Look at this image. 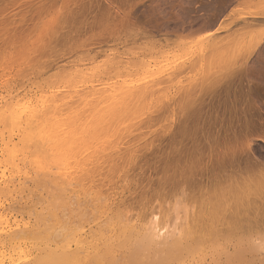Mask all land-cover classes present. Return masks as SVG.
<instances>
[{"label": "rangeland", "instance_id": "obj_1", "mask_svg": "<svg viewBox=\"0 0 264 264\" xmlns=\"http://www.w3.org/2000/svg\"><path fill=\"white\" fill-rule=\"evenodd\" d=\"M99 4L100 0H96L94 10L92 7L93 0H0V46H10L6 59L0 53V110L3 108V111L0 112L1 114L7 113L9 118V113L15 117L14 120L11 118L14 125V128L10 129L13 131H11L12 133L8 130H5L6 133L4 132L5 124L9 123L10 119H6L8 121L6 123L2 119L4 116L0 118V121L5 122V124L2 121L3 124L0 123V129L3 128V131H0L1 162L4 161L2 155L6 146L15 145L16 148L19 147L22 150L17 148V151L15 149L19 155L15 156L16 153L11 154L13 150L11 148L10 158L6 157L12 159V155V160L19 157L18 160L16 159L19 163L17 167L20 166L21 168L18 169L19 172L9 166L10 168H6V175L0 176V186H2L0 189L3 191V193L0 191V264H44V262L49 264L52 259L51 256L48 257L50 260L47 257H37L45 255L43 252L48 250L45 245L49 244L56 249V243L60 245V248L57 246V251L53 249L59 253V255L53 256L52 262L54 264L55 260L56 264L59 263L57 259L60 264L66 259L64 262H67L66 264H79V261L87 262L90 260L89 258L92 259L89 256L94 257L93 254L95 252L97 254L98 250V254H102L101 252L104 250L107 251L106 247L102 245L109 247V245L114 244L113 251L109 249L112 252L109 251L107 257L103 255L106 261L100 255L105 261L104 264L106 262L111 264L112 257L115 258L114 254L117 251L116 246L119 243L120 247L123 246L124 243L122 244V242L128 238L130 241H126L125 244L129 247L131 241H134L131 238H134L135 233L138 235L137 233L145 232L144 228L143 230L137 228L143 227L144 223L143 219H139L140 212H137L143 206L142 201L145 202L148 197L153 195L151 204L155 205L154 214L160 215L161 211H165L172 215H180L177 220L169 222L162 236L166 237L167 235L168 237V234L170 236V233L172 235L175 232L179 234L177 231L180 230L178 229L180 227H176L178 224L181 225V228L187 222L193 226L192 215L200 211V193L203 186L205 188H208L209 185L212 187V182L214 183L217 178L215 175L225 171L221 176L219 175L220 177L218 176L220 179L225 173H227L226 176L231 172L233 167L229 165V159L233 156L232 159L237 160L235 162L240 160L243 165L249 163L246 158L238 157L235 153L229 156L222 152V143L229 137L236 138L240 134L246 135L254 130L258 134L259 129L264 128V109L260 107L259 92L254 91V87L259 89L260 85L254 86L253 82L246 76L235 75L229 71L242 56L250 59L253 54H256L257 61L264 59V49L260 48L262 41H264V0H219L218 5H213L211 8L198 7L190 3L185 4L184 0H175L174 3L173 0H157L156 11L164 20V24L158 25L162 39L139 31L125 37L113 38L110 34L105 35V31L96 23L97 15H105L100 11ZM144 14L145 12L142 10L140 15ZM202 20L204 22L200 23ZM60 22H62L61 25ZM49 26L58 27L60 33H68L78 39L75 40V43L66 44L55 51L49 48L48 55L37 56L35 51L42 45V38ZM205 28L211 35L204 31ZM17 41L21 42L22 47L31 50L29 55L25 56L15 50ZM80 42L83 45L80 46ZM55 104L57 109L52 108ZM50 107L49 111L45 110ZM32 109H35L34 112ZM10 123L9 128L13 127ZM26 126L28 129L29 127L30 129L37 127L34 130H38L35 132L32 131V128V136L30 134L27 139L26 137L21 139L24 138L23 131L25 133V130H28L25 129ZM27 145L42 147L44 150L39 157L49 163L67 160L66 162L72 166L73 163L71 162L74 160L76 162L74 165L77 164V160L81 165L86 158L94 159L97 167H94L95 164L92 163L90 168L93 169L94 167L93 171L97 168V172L94 171V174L101 175L92 174L91 179L95 176L94 182H90L93 180H86L85 182L91 184L84 185L85 188L78 183L81 187L77 186L79 188L75 190L73 188L76 187L74 185L77 183H74L75 181L71 183L68 177L71 178L73 174L78 173L80 168L77 166L79 165H73L78 168L75 169V171L77 170L76 173L73 166H68L70 171L73 169L71 175H68L70 172H68L67 167L61 174L60 171L57 173L58 170L53 166V170H57V172L52 173L54 175L50 177L57 176L59 178L60 176L61 181L58 180V183H53L56 185H51L52 183L49 181L47 184L45 182L39 183L41 181L36 177V174L32 177L27 175L29 171L27 169L28 160L35 158V156H28L29 153L25 150ZM100 151L107 152L101 154ZM257 151L264 153V143L258 146ZM25 158L28 166L24 165L26 164ZM20 160L22 162H19ZM97 160L99 162H96ZM221 161L224 163L220 165ZM255 161L263 163L264 166V162L258 156ZM2 164L0 166L4 168ZM86 167L85 169H87ZM98 168H100V173ZM1 169L0 175H2ZM102 170H105L104 173ZM12 171L18 173L15 175ZM9 174L17 176L14 177V181L12 180L14 178ZM108 174L111 175L109 179ZM213 175L214 177H212ZM19 176L21 177L19 178ZM50 177H47V180H52ZM65 177L68 181H65ZM8 178L11 180L10 182L6 180ZM159 179L161 182L163 181V188L160 186L162 183ZM60 183L65 188L71 183L66 188L67 193L63 194L64 190H62ZM48 184L51 186H46ZM3 185L5 186L4 189ZM56 186L61 187L58 188L61 189V192L63 191L62 193L59 192L61 194H56L58 192L54 190L57 188ZM89 186H92L94 190L97 188V195L101 200L109 199L105 201L109 204L104 202L105 205H108L107 208L101 204L103 201L98 204L99 198L96 200L97 196L95 194V198L93 194L96 192L90 191ZM42 187L45 188L42 189ZM82 187L84 188L83 194L81 193ZM210 187L208 189H211ZM68 188L73 190L69 192ZM86 188L88 193H86ZM76 191L79 194L75 198L80 197L81 203L90 206L87 207L88 212L86 214L84 213L86 207L73 199V194L76 196ZM99 191H102L103 194ZM211 192L214 193L211 190L209 194L215 197L216 195H212ZM50 193H55L56 195H52V198L57 199L56 196L67 194L65 198L59 196L63 199V204L66 202V207L71 208L73 204L71 200L73 199L76 207L73 204L72 209L66 208V210L69 208V211L58 210L57 207H52L55 205L53 204L47 209L48 202L55 200L52 198L50 201L47 200L49 199L48 196L51 197ZM108 193L110 194L108 195ZM68 194H71L70 197H72L70 201ZM87 194H89V200L94 197L96 203L104 208L101 206L103 209H100L97 204L94 205L92 199V201L90 200L91 204H89ZM100 194L102 195L100 196ZM192 195L194 199L196 198L195 201ZM191 196L190 202L187 199H190L188 197ZM41 199H44L46 203ZM57 199L56 202L61 201V199ZM86 199L88 203L85 202ZM51 202L54 203V201ZM68 203L72 204L69 205ZM58 204L61 205L62 203H56L55 206ZM92 204L93 207L96 205L98 207L96 206L94 209L91 207ZM77 206L83 208V215H86L85 218L78 216L80 220L83 219L84 224L77 220V214H74L73 211V214L70 212V210L77 209ZM105 208L106 210H104ZM49 209L50 212L56 211V209L59 212L56 211L51 214ZM88 209L97 211L91 210V212ZM80 210L74 211L81 215ZM117 210L123 211L120 213V215L124 214L125 217L121 216L123 219L127 216L131 218L130 220L126 218L129 220L128 223L134 224L136 222L135 227L138 229L137 231L140 229V232H137L136 228L135 230L132 229L133 231H130L131 237L129 230L134 225L131 226L132 224L129 223L130 225H126V227L131 226L128 227L129 230L125 236L127 238L122 240L121 237L124 238V235L118 238L119 228L124 223L127 224V221L126 219L122 220L125 221H121L123 224L118 222L119 220L114 222L117 216L120 217L118 215L120 211L116 212ZM196 210L197 212H195ZM113 213L116 218H114L115 216L112 218ZM91 214L98 215L95 217L97 220L105 218L106 222L104 223L106 224L110 221L107 216H111L116 225H112L113 223L110 221L111 223L109 222L107 227L111 224L114 230L110 229L109 233L108 229L112 226L104 228V223L101 222V225L100 221L90 216ZM55 215L61 219H57ZM43 216L44 218L48 216V219L45 218L48 223H51L50 216H55L56 220L54 218L51 220L53 226H48V223L43 221ZM86 218L91 220L86 221ZM54 220L59 223H55ZM61 220L63 221L60 223ZM96 221L100 224L99 227ZM77 222L83 225L79 224V230L76 234ZM64 223L68 224L69 230L65 229L62 232L64 236L65 233H68L70 237L65 236L66 239L64 240H67L66 243L64 242L65 244L59 242L54 244V240L56 238L58 240L59 235L55 236L54 239L53 234L48 238L49 236L47 237L45 233L50 232L49 234H51L52 231L60 233L61 230L67 228V226H63ZM69 223L76 225L70 227ZM118 224L122 226L119 227ZM74 226L75 228H73ZM175 228L178 230L176 231ZM18 230L26 235L24 234L25 236H22L21 239L19 237L14 240L13 238L18 236L17 234H21ZM103 231L109 236L104 235ZM12 232L15 233V236L11 235ZM101 233L107 237H101ZM111 235L117 241L111 240ZM194 235L198 238L196 239L198 243L196 240L193 241L196 247L191 244L193 248L195 247L194 249L188 246L189 252H186V249L183 251L179 249L178 252L181 250L180 253L174 251L176 256L172 253V255H168L169 257L167 256L168 253L164 252L167 259L165 257L162 261L160 260L161 257L158 256L160 253L158 255L155 253L159 259L154 257L153 244H151L152 246L149 245L150 250L153 249L150 253L146 247L138 250L139 253L136 252L138 245L141 249L143 243L150 244L146 240L141 244L136 242V247L134 242L132 247L134 246L136 256L141 254L142 257H146L147 253L148 255L152 254L147 256L149 259L152 256L155 260L146 258L149 260L147 261L148 264H229V260H231V264H234L233 259H229L230 253L227 255L230 256L229 258L225 255L226 252L225 254L221 253L223 250L228 251L225 240L217 238L219 239L218 242L216 243L217 239H214L212 241L214 243H212L210 241L211 234H205L206 236L203 237L202 234V236L200 234L198 236L197 233H193L191 237L193 238ZM64 236L62 238H65ZM78 236V239L82 236L81 242L82 244L86 243L85 245H82L80 240H78L79 242L76 240ZM84 236H87L88 239ZM165 237L161 239H165ZM84 238L86 242H84ZM203 238L205 241L207 240V243L210 238V245L206 243L207 246H205ZM46 239L48 242L52 241L49 239H53V242L45 243L47 242ZM104 239H107L108 243ZM75 241L81 245L78 246L79 244L77 245ZM87 242L91 244H89L90 249ZM101 242L102 244H99ZM214 244L215 246L219 245L214 247ZM62 245L64 246L62 247ZM253 246L259 250V252L257 251V259L253 264L264 261V240H258ZM71 247L75 250L69 249ZM82 247H86L85 253H83L85 248ZM128 247L118 251L128 253L131 250L134 252L130 249L132 247ZM39 248L44 250L41 252ZM80 248L84 250L81 251ZM62 249H69L68 251L72 252V254H67L69 259L64 256L66 254L62 253ZM114 249L116 250L114 251ZM88 250H92V252ZM110 252L111 255H109ZM131 252L129 253L132 254ZM36 254L39 255L36 257ZM40 258L42 261L47 259L48 262L45 260L42 263ZM83 258L84 260H82ZM102 259L101 262H103ZM147 262L145 260V264Z\"/></svg>", "mask_w": 264, "mask_h": 264}, {"label": "bare ground", "instance_id": "obj_2", "mask_svg": "<svg viewBox=\"0 0 264 264\" xmlns=\"http://www.w3.org/2000/svg\"><path fill=\"white\" fill-rule=\"evenodd\" d=\"M43 9V8H42ZM45 10V9H44ZM42 12V11H41ZM37 14V13H36ZM64 22V21H63ZM61 23L62 22H60V25H61ZM59 24V23H58ZM84 24V23H83ZM64 27V26H63ZM99 36V35H98ZM76 45H77V43H76ZM80 46L81 45H83L81 42H80V44H79ZM75 46V45H74ZM78 46V45H77ZM94 55V54H93ZM92 57V56H91ZM49 106H54V105H49ZM54 107H56V108H54ZM54 107H52L53 109H57V106H56V104H55V106ZM35 108V107H34ZM39 108V107H38ZM37 108V109H38ZM3 108H1V110H2ZM51 109V107L49 108V109H45V110H50ZM52 109V110H53ZM0 110V111H1ZM5 110V109H4ZM34 110L35 109H32V111L34 112ZM44 110V109H43ZM51 110V111H52ZM3 111V110H2ZM1 111V112H2ZM1 112H0V118H2L3 116V118L2 119H4V121L7 123L8 121H6V119H8L9 117H7V113H2L1 114ZM37 112V111H36ZM35 112V113H36ZM39 112V111H38ZM37 112V113H38ZM54 112V111H53ZM10 115V121H9V123L12 121L11 120V118H13V120L15 119V117H14V115L12 116V114L11 113H9ZM2 116V117H1ZM16 116V115H15ZM8 119V120H9ZM2 121V120H1ZM0 121V123L1 124H5V122H1ZM9 123H7V124H5V127L7 128H5L4 126V132H5V130L7 131L8 130V132H11L12 130H10V129H13L14 128V125L12 124L13 122H11L10 124H12L13 125V127H11V125H10V127L11 128H9ZM8 125V126H7ZM25 128V127H24ZM24 128H22V129H24ZM33 127H31V129H32ZM35 128V127H34ZM34 128L32 129V131H35L34 130ZM37 128V127H36ZM35 128V129H36ZM25 129H28L27 128V126H26V128ZM29 129H30V127H29ZM25 130V133H24V131H23V133L22 134H24L23 135V137L24 138H21V139H25V137H26V139L28 138V137H30V136H32V131H31V129L30 130ZM3 131V128L2 129H0V131ZM10 130V131H9ZM21 130V129H20ZM38 130V129H37ZM37 130L35 131V132H37ZM4 132H2V133H4ZM13 132V131H12ZM11 132V133H12ZM6 133V132H5ZM32 133V134H31ZM31 134V135H30ZM26 135V136H25ZM30 135V136H29ZM17 146V145H16ZM15 145H13L12 147H8V146H6V148H4V150H3V159H4V161H2L1 162V160H0V164L1 163H3L2 165L4 166V168H2L1 166V172H2V175H0V176H4L3 174H5V172H6V168H8L9 166H11L12 168H14V169H17L16 171H18V169H21L20 168V166L19 167H17L18 165H19V163L16 161V159L18 160V158H16V159H14V160H12L13 159V157H12V155H11V158L12 159H8V158H10V153H11V148H13V150H17V148L18 149H20L19 147H15ZM112 148L114 147V146H111ZM110 148V147H109ZM116 148V147H115ZM119 149V148H118ZM13 150H12V153L11 154H13V153H16L15 154V156H19V155H17V151L15 150L14 152H13ZM21 150V149H20ZM25 150H26V152L27 153H29L28 154V156L29 155H31L32 157L33 156H35V158L33 157V159H30V160H28L29 162V166L27 165L28 163H27V161H26V158H25V161H26V164H24V163H22V164H24V165H26V166H28V172L25 170V172H27V175L29 176V177H32V175H34V174H36V177L38 178V179H40V181L41 182H39V183H43V182H45V184H47V182L49 181L50 183H52L51 185H56V184H53V183H58V180L59 181H61V177L59 176V178H57V176H55V177H50V176H52V175H54L55 174V172H57V170H58V172L57 173H59V171L61 172V174H62V172H64V169H66V167H67V169H68V172H70V173H68V175H71V171L73 170H69L70 168H68V166L69 167H72L76 162H75V160L73 161V162H71V163H73L72 164V166H71V164H69L68 162H66L67 160H57V161H53L52 163H49V162H46V160H43L42 158H40L39 156H40V153H42L43 152V150L44 149H42V147H39V146H31V145H27L26 147H25ZM110 150V149H109ZM108 150V151H109ZM22 151V150H21ZM20 151V152H21ZM114 151H116V150H114ZM101 152V154L103 153V152H107V151H100ZM118 152V151H117ZM180 152V151H179ZM19 153V152H18ZM122 153V152H121ZM174 153V152H173ZM169 154V153H168ZM220 154V153H219ZM8 155V156H7ZM42 155V154H41ZM107 155V154H106ZM116 155V154H115ZM118 155V154H117ZM1 156V157H2ZM26 156V155H25ZM5 157V158H4ZM6 157H8V158H6ZM27 157V156H26ZM30 157V156H29ZM42 157V156H41ZM99 157V156H98ZM111 157V156H110ZM233 157V156H232ZM232 157H231V159H229V161H228V163H229V165L231 166V167H233V169L231 170V172H229L228 173V175H226L225 176V174H227V173H225L223 176H225L224 178H223V176H222V178H220V179H218L220 176H221V174H223V173H221V174H219V175H215V177L217 176V178L215 179L216 181L213 183L212 181V187H210V185H209V187L211 188V189H208V188H205L204 186H203V188L201 189L202 191H201V197H200V211H198V213H193V215H192V223H193V226L192 225H189V223L187 222L186 224H183L182 222H181V224H183L182 225V228H181V225H177L176 227H180V228H178V229H180L179 231H177L178 229L177 228H175L176 229V231L177 232H179V234H176V232L174 233V231L172 232V233H174V234H172L171 235V233H170V236H169V234H168V237H167V235H166V237L163 235L162 236V234L164 233V231H165V228H167V226H168V224H169V222H171L172 220H177L179 217H180V215H172L170 212H165V211H161V213L163 212V214H161L160 213V215H157L156 213L154 214V208H155V205L153 206L151 203H152V197L154 196H150V197H148L147 199H146V201L145 202H143L142 201V205L143 206H141V204H140V206H141V210L140 211H138L137 213H139V219H143L144 221V223H143V227L142 226H139V227H137V228H142L141 230H143V228L145 229V232L143 231V233H141L140 232V229H139V231H137L138 229L135 227V225H137V224H135L136 222H134V220H132V222H134V224H132L131 222H129V223H131L132 225L131 226H133L132 228H131V230H129V228L131 227H129V226H127L126 227V225H128L129 223H128V221L131 219L130 217H126L127 219L129 218V220H127L126 218V223L127 224H123L122 222H125V221H122V220H125V219H123V217H121V216H124V214L122 215H120V213L121 212H123L122 210L120 211V210H117L116 212H118V211H120L119 212V214L118 215H120V217L119 216H117V218H116V216L114 215V213H115V211H114V213H113V216H112V218L114 217V218H116L115 220H114V222H116V221H118V222H121V224H123V226L122 227H120V225L118 224L117 226H119L120 228V230H119V233L117 232V230H116V227H115V230H116V234L118 235V238H120V236H123L124 235V238L123 237H121L122 238V240L124 239L125 240V238H127V237H125L126 236V234H127V231L129 230V234L131 235V237H132V233H130V231H133V230H135V228H136V231L137 232H140V233H137L138 235H136V233H135V235H134V238H131V240H133L134 239V241L132 242L131 241V244H130V246L129 247H132V245H133V243L135 242V244H134V246L136 247V245L137 244H141V242H144L145 240L147 241V242H149L150 244H148V243H143L142 244V247H141V249H139L140 247H136V252L138 251V250H142L144 247H146L148 250H149V252L148 253H150V251H152V250H150V246L149 245H151V244H153V248H154V251H153V255H155V253H157L156 255H158V253H160L158 256L159 257H161L160 258V260L162 261V259L163 258H165L166 257V259H167V256L169 255V254H171L172 255V253L175 251V253H180L181 252V250L183 251V249H186L187 251L186 252H189V250H188V246H190V247H192L194 244H193V241L194 240H196V239H198V238H196L195 237V235L193 236V238L191 237L192 235H193V233H197L198 234V236H199V234L201 235H203V237H204V235L206 234H211L212 235V238L210 239V241L212 242L214 239H217V238H219V239H223V240H225V243H227V244H225L226 245V248H224V249H226V250H228V251H224L223 250V247H222V250L223 251H221V253L223 252L224 254H225V252L227 253V254H225L226 256L227 255H229L228 253H230V255H231V257L229 258L228 256V258L229 259H233V261H234V264H253V263H255L254 261H255V259H257L256 258V256L258 255V252H259V250H257V249H255V248H253L254 246V244L255 243H257L258 242V240H261V241H263L264 240V175H261V169H262V167H264L261 163H259L258 161L256 162H253L254 164H255V167L253 168V166H252V163H244V165L242 164L243 162L241 161L240 162V160L238 161V162H235V160L236 159H232ZM103 158V157H102ZM180 158V157H179ZM234 158H236V157H234ZM2 159V158H1ZM23 159V158H22ZM96 159V158H95ZM224 159V158H223ZM226 160V159H225ZM78 161L79 160H77V164L76 165H79V166H77V167H79L80 169H79V171H78V173L76 174V175H74L73 173V175H72V177L71 178H69L68 177V179H69V181L72 183V181L74 182V183H77L76 185H74V186H76L75 188H73V189H77V188H79V187H81L82 185H83V187H84V185L86 186V184H87V186L88 185H90L89 184V182L87 183V182H85L86 180L87 181H89V180H93V181H90V182H94L95 180V176L93 177V179H91V176H93L92 174H94V171H96L97 172V168H95V170L93 171V169H94V167L96 166V163H94V159L92 160L91 158H86L85 160H83V163L80 165L79 163H78ZM111 161V160H110ZM113 161V160H112ZM237 161V160H236ZM245 161V160H244ZM248 161V160H247ZM19 162H22L21 160L19 161ZM24 162V161H23ZM80 162H81V160H80ZM96 162H99L98 160L96 161ZM104 162V161H103ZM103 162H102V164H103ZM115 162V161H114ZM246 162V161H245ZM92 163H94L95 165H93ZM105 163V162H104ZM116 163V162H115ZM222 163H224V161H221L219 164L221 165ZM108 164V163H107ZM117 164H118V162H117ZM218 164V165H219ZM23 165V166H24ZM76 165H74V166H76ZM91 165H93L94 167H93V169L92 168H90L91 167ZM100 165V164H99ZM110 165V164H109ZM119 165V164H118ZM262 165V166H261ZM22 166V167H23ZM53 166H54V168H56L57 170L55 171V170H53L54 168H53ZM73 166V167H74ZM84 166V167H83ZM86 166H88V167H86ZM103 166H105V165H103ZM224 166V165H223ZM85 167L87 168V169H85ZM97 167V166H96ZM100 167V166H99ZM102 167V166H101ZM116 167V166H115ZM167 167V166H166ZM225 167V166H224ZM227 167V166H226ZM10 168V167H9ZM26 169V168H25ZM61 169V170H60ZM75 169H78V168H76V167H74V172L76 173V171H75ZM99 169V173H100V168H98ZM101 169H103V167L101 168ZM104 169H106V168H104ZM111 170H112V167L110 168ZM109 169V170H110ZM114 169V168H113ZM214 169V168H213ZM11 170V169H10ZM13 170V169H12ZM63 170V171H62ZM91 170H92V172H91ZM229 170V169H228ZM14 171V170H13ZM12 171V172H13ZM15 171V172H16ZM21 171V170H20ZM103 171V170H102ZM101 171V172H102ZM105 171V170H104ZM104 171H103V173H104ZM11 172V171H10ZM19 172V171H18ZM18 172H16V173H18ZM23 172V171H22ZM21 172V173H22ZM73 172V171H72ZM216 172V171H215ZM220 172V171H219ZM16 173H14L13 172V174H15L16 175ZM20 173V174H21ZM52 173H54V174H52ZM65 173L67 174V172L65 171ZM64 173V174H65ZM217 173V172H216ZM24 174H26V173H24ZM218 174V173H217ZM6 175V174H5ZM10 175V174H9ZM67 175V176H68ZM94 175H98V173L96 174H94ZM101 175V174H100ZM100 175H98V176H100ZM106 175V174H105ZM109 176H107L108 177V179H109V177L111 176L110 174H108ZM12 178H14L15 176L13 175H10ZM22 176V175H21ZM21 176H19V178L21 177ZM219 176V177H218ZM9 177V176H8ZM17 177V176H16ZM15 177V178H16ZM24 177H27V176H25L24 175ZM47 177H50L52 180H47ZM106 177V178H107ZM170 177V176H169ZM212 177H214V175L212 176ZM5 178V177H4ZM15 178L14 179H12L13 181L15 180ZM49 178V179H50ZM65 179V181H68V179L65 177L64 178ZM67 179V180H66ZM89 179V180H88ZM100 179V178H99ZM98 179V180H99ZM104 179V178H103ZM107 179V180H108ZM6 180H9V178L8 179H6ZM33 180V179H32ZM62 180H63V178H62ZM160 180V182H161V179H159ZM164 180H166V179H164ZM213 180H214V178H213ZM11 180H9V182H10ZM38 181V180H37ZM103 181V180H102ZM104 181H106L105 179H104ZM169 181H170V179H169ZM101 182V181H100ZM163 182V181H162ZM161 182V183H162ZM166 182H168V181H166ZM1 183V182H0ZM7 183V182H6ZM65 183V182H64ZM69 183V182H68ZM67 183V184H68ZM71 183H70V185H71ZM78 183H80L81 184V186L80 185H78ZM85 183V184H84ZM164 183H165V181H164ZM11 184V183H10ZM61 184V183H60ZM211 184V183H210ZM1 185V184H0ZM5 185V184H4ZM3 185V186H4ZM40 185H43V184H40ZM50 184H48V185H46V186H49ZM50 185V186H51ZM59 185V184H58ZM64 185H66V184H64ZM70 185H68L67 187H69ZM160 185V184H159ZM214 185V186H213ZM63 186V184H61V187ZM73 186V187H74ZM77 186H79V187H77ZM92 186H94L93 185V183H92ZM90 187V191H93L94 189H93V187ZM98 186V185H97ZM161 187L163 186V183L160 185ZM8 188H9V186H7ZM41 187V186H40ZM53 187V186H52ZM57 187V186H56ZM55 187V188H56ZM61 187H57L56 189H54L55 190V192L56 191H58L56 194L58 195V194H61L62 192H61V189H58V188H61ZM66 187V188H67ZM82 187V194H83V191H84V188ZM88 187V188H89ZM0 188L2 189V186H0ZM5 188V186L3 187V189ZM7 188V189H8ZM43 188H45V187H42V189ZM50 188V187H49ZM64 188V189H63ZM66 188H65V186L64 187H62V190H64V192H63V194L66 192L67 193V191H66ZM71 188H72V186H71ZM163 188V187H162ZM214 190H213V189ZM0 189V191H2ZM7 189H5L6 190V192H7ZM47 190H49L48 188H46ZM45 189V190H46ZM72 189V190H73ZM92 189V190H91ZM97 188H95V190H96ZM99 189H100V187H99ZM46 190V191H47ZM70 190L71 189H69L68 188V191L70 192ZM71 190V191H72ZM86 190H87V188H86ZM93 191V192H96V193H93L94 194V197H95V194H96V196H97V198H96V200L99 198V196L97 195V193H98V191L96 190V191ZM153 190V189H152ZM213 191L214 193H212L211 192V194L213 195H216L215 197L214 196H211L209 193H210V191ZM44 191V190H43ZM46 191H44V192H46ZM102 191H103V189H102ZM102 191H99V192H101L102 193ZM5 192V191H4ZM59 192H61V193H59ZM86 192V191H85ZM84 192V193H85ZM1 193H3V191L1 192ZM0 193V194H1ZM47 193V192H46ZM75 193V192H74ZM86 193H88V190H87V192ZM92 193V192H91ZM91 193H89L90 195H91ZM55 194V193H54ZM53 193H50V195H51V197L50 196H48L49 197V199H47L48 201H50V198H52V195L53 196H55ZM72 194H73V192H72ZM78 192L76 191V196H75V194H73L72 196H73V199H76L75 197H78ZM89 194H87V199H88V195ZM103 194V193H102ZM102 194H100V196L102 195ZM110 193H108V195H109ZM160 194V193H159ZM67 195V194H66ZM65 195V196H66ZM71 195V194H70ZM70 195L68 194V196L70 197ZM163 195V194H162ZM60 197H62L63 195H59ZM59 196H56V197H58V199L57 198H55V197H53L52 199H55V200H51V201H54V203L53 202H48V206L46 207L45 206V204H44V206L48 209V207L50 206V205H53V204H55L56 205V203H62L61 205L62 206H64L65 205V207H63L62 208V206L61 205H59L58 204V206H61L60 208L58 207V206H55V205H53L52 207H57L58 208V210L60 209V210H62V209H65L66 210V208L67 207H69V206H67L66 207V202L63 204V202H62V198H60ZM65 196H63L64 198H65ZM91 196H93V195H91ZM193 196V195H192ZM192 196L191 197H188V198H190V199H187L188 201H190L191 199H192ZM196 196V195H195ZM67 197V196H66ZM93 197V199L91 198V197H89V198H91L92 200H94L95 198ZM211 197H212V199H211ZM44 198V197H43ZM46 198V197H45ZM61 199V201L60 202H56V199L57 200H60ZM80 198V197H79ZM79 198H77V199H79ZM68 199V198H67ZM72 199V197H70L69 198V201ZM71 200V201H73V204L75 205L76 203H74L75 201H77L78 202V204L80 203V204H83V203H81V201H80V199L79 200ZM87 199H86V201L85 202H87L88 203V201H87ZM90 199V200H91ZM105 199V198H104ZM107 199V198H106ZM196 199V198H195ZM195 199H194V196H193V200L195 201ZM41 200H43V202L45 201L44 199H41ZM89 200V199H88ZM89 200V204H91V201ZM96 200H94V205L95 204H97L96 203ZM107 200H109V199H107ZM107 200H101L100 198H99V200H97V202H98V204H100L99 202H101V201H103V202H101V204H103V206L104 207H108V205H105V204H109L108 202L106 203L105 201H107ZM145 200V199H144ZM193 200H192V202H193ZM199 200V199H198ZM67 201V200H66ZM197 201V200H196ZM68 202V201H67ZM104 202H105V204H104ZM191 202V201H190ZM45 203H46V201H45ZM50 203H52V204H50ZM198 203H199V201H198ZM69 204V203H68ZM67 204V205H68ZM70 204H72V203H70ZM69 204V205H70ZM72 204V205H73ZM86 204V203H85ZM97 204V205H98ZM71 205V208L70 209H72V206ZM96 205V206H97ZM160 205H162V204H160ZM80 206V205H79ZM79 206H77L78 208L77 209H81L80 210V213H82L81 215H78V213H75V212H77V211H74V210H77V209H73V210H70V212L72 213V211H73V213L74 214H77L76 216H77V220H79V222L80 221H82V220H80L79 218H78V216H80L81 218H85V214L88 212L87 211V204H86V206L83 204V206L84 207H86V208H84V211H86V212H84L85 214L83 215V212H82V209L83 208H80ZM83 206H81V207H83ZM96 206H94L93 207V204L91 205V207L92 208H96ZM99 206V205H98ZM97 206V207H98ZM102 206V205H101ZM101 206H99L100 207V209L103 207H101ZM51 207V206H50ZM75 207H76V205H75ZM90 207V206H89ZM88 207V208H89ZM103 207V208H104ZM106 207V208H107ZM110 207V206H109ZM161 207V206H160ZM43 208V207H42ZM68 208V209H69ZM102 208V209H103ZM106 208L104 209V210H106ZM66 210V211H69V210ZM86 209V210H85ZM94 209H88L89 211H93ZM100 209H99V211H100ZM110 209V208H109ZM52 210V209H51ZM55 210V209H54ZM111 210V209H110ZM56 211H57V209H56ZM56 211H53V212H56ZM91 211V212H92ZM95 211H97V210H94V212ZM49 212H50V209H49ZM53 212L51 211L50 213L51 214H53ZM59 211H57V213H58ZM61 212H63V211H61ZM93 212V213H94ZM101 212V211H100ZM195 212H197V210L195 211ZM50 213H48L49 215H51ZM72 213V214H73ZM55 214V213H54ZM63 214V213H62ZM90 214V213H89ZM115 214H117V213H115ZM58 215V214H57ZM57 215H55L56 216V218L58 219H61L59 216L57 217ZM60 216H61V214H59ZM84 217H83V216ZM94 215H96V214H91L90 216H93V218L95 219V220H97V218H95V217H97L98 215H96V216H94ZM55 216H50L51 218V220H53L52 218H54ZM88 216V215H87ZM89 216V217H90ZM48 216H45V218L46 219H48L47 218ZM108 218H109V220L113 223L112 225H116V223L114 224V222H113V219L111 218V216L109 217V216H107ZM119 217V218H118ZM125 217V216H124ZM43 218H44V216H43ZM45 218L43 219V221L45 220ZM56 218H54L55 220H56ZM88 218V217H87ZM85 219L86 221L89 219ZM120 218H122V219H120ZM62 219H63V217H62ZM105 219V218H104ZM103 218H101L100 220L98 219L97 221H100V223L101 222H106L105 220H104ZM50 220V222L52 223H48L47 221L48 220H45L48 224V226L49 225H52L53 226V222ZM54 220V221H55ZM84 220V221H85ZM91 220V219H90ZM90 220H88V221H90ZM102 220V221H101ZM104 220V221H103ZM106 220H108V219H106ZM63 220H61L60 221V223L62 222ZM86 221H85V223H86ZM96 221V222H97ZM109 221V222H110ZM139 221V220H138ZM38 222V221H37ZM56 222H58V221H55V223ZM79 222H77L78 223V226H77V230L76 229H74V230H76V234H77V231L79 230V226L80 225H83L84 223H83V221L81 222V223H83V224H81V223H79ZM109 222H107V224L109 223ZM110 222V223H111ZM117 222V223H118ZM45 223V222H44ZM59 223V222H58ZM88 223V222H87ZM67 223H64L63 224V226L64 227H66L67 226V228H64L63 229V226H62V229L63 230H61L60 231V233H57V231L56 232H54V231H52V233L51 234H49L50 232H47V233H45L46 235H47V237L48 238H50V236H53L54 235V239H55V236L57 237V235H59L58 236V238L59 239H61V240H57V238H56V240H54V244L56 243V242H59V243H63V244H65L66 243V241L67 240H64V239H66V237L68 236V237H70V235L68 234V233H65V236H64V233L62 232V231H64L65 229H67V230H69L68 228V224L66 225ZM70 224V227L71 226H73V225H76V224H73V225H71V223H69ZM80 224V225H79ZM97 224H98V227L100 226V224L97 222ZM107 224L106 223H104V228H106L107 227ZM177 224V223H176ZM175 224V225H176ZM101 225H102V223H101ZM111 224L110 225H108L109 227L110 226H112ZM130 225V224H129ZM141 225H142V222H141ZM51 227V226H50ZM103 227V226H102ZM102 227H100V228H102ZM109 227H107V228H109ZM129 227V228H128ZM73 228H75V226L73 227ZM73 228H70V230L72 229L73 230ZM128 228V229H127ZM19 229V228H18ZM110 229H113V226L111 227V228H109L108 230H109V233H110ZM118 229V228H117ZM133 229V230H132ZM17 229L15 228V231H16ZM103 230V229H102ZM108 230H106L107 232H108ZM114 230V229H113ZM112 230V231H113ZM14 231V232H15ZM19 231V230H18ZM105 231V230H104ZM103 231V234L104 235H107L108 233H106L105 234V232ZM135 231V232H136ZM17 232V231H16ZM15 232V233H16ZM21 234H17L18 236H16V237H14L13 239L14 240H16L17 238H19V239H21V238H23L25 235L21 232V231H19ZM102 232V231H101ZM13 233V232H12ZM15 233H13V234H11V235H14ZM18 233V232H17ZM55 233H57L56 235H55ZM79 233H82V232H80L79 231ZM85 233V232H84ZM112 233V232H111ZM169 233V232H168ZM23 234V235H22ZM49 234V235H48ZM53 234V235H52ZM62 234H63V236L65 237V238H62L63 236H62ZM68 234V235H67ZM72 234V233H71ZM102 234V233H101ZM100 234V236L101 237H104V235L102 234L101 235ZM11 235H9V236H11ZM45 235V236H46ZM60 235H61V237H60ZM82 235V234H81ZM113 235V234H112ZM112 235L110 236L111 238H112ZM115 235V234H114ZM113 235V236H114ZM201 235V236H202ZM205 235V236H206ZM15 236V235H14ZM23 236V237H22ZM100 236H98L99 238H100ZM107 236H109V235H107ZM107 236H105L104 238H106ZM137 236V237H136ZM200 236V237H201ZM82 237V236H81ZM81 237H80V239H78L79 238V236L77 237V239H76V237H75V239L78 241V240H80V242H81ZM85 237V236H84ZM87 237V236H86ZM85 237V238H86ZM110 237H108L109 239H111ZM116 237V239H118L117 238V236H115ZM128 237H130V236H128ZM165 237V239H161V238H164ZM16 238V239H15ZM53 238V237H52ZM85 238L83 239V240H85ZM98 238V239H99ZM86 239H88V237L86 238ZM97 239V240H98ZM101 240H102V238H100ZM114 239V237L111 239V240H113ZM192 239V240H191ZM209 239H208V243L210 242L209 241ZM219 239H217V241H216V243L218 242V240ZM49 240H52V241H50V242H53V239H49ZM63 240V242H61ZM105 240V239H104ZM115 240V239H114ZM130 241V239H128L127 238V240H125V242L126 241ZM200 240V239H199ZM203 240L205 241V238H203ZM46 241L47 242H45V243H50V242H48V240L46 239ZM89 241V240H88ZM103 241V240H102ZM106 241V243H108L107 242V239L105 240ZM104 241V242H105ZM110 241V240H109ZM115 241H117V240H115ZM120 241H121V239H120ZM198 240H196V242H197ZM207 241V240H206ZM203 242L204 244H205V246H207V242ZM257 241V242H256ZM65 242V243H64ZM71 242V241H70ZM79 242V241H78ZM84 242H86V240L84 241ZM111 242V241H110ZM125 242H122V244L124 243V245L123 246H121L120 247V243L119 242H117V243H119L118 244V246H116V248H117V251L118 250H122L123 248L124 249H126L128 246L125 244ZM136 242H138L137 244H136ZM201 242V241H200ZM221 242V241H220ZM223 242V241H222ZM75 243L78 245V246H80L81 244H82V242H81V244L80 243H77L76 241H75ZM115 243V242H114ZM198 243V242H197ZM197 243H195V244H197ZM207 243V244H206ZM212 243H214V242H212ZM68 244H69V241H68ZM68 244H66V246L68 245ZM84 244V243H83ZM82 244V245H83ZM86 244V243H85ZM84 244V245H85ZM90 244V243H89ZM89 244H88V242H87V246H88V248H89ZM99 244H102V242L101 243H99ZM105 244V243H104ZM111 244V243H110ZM128 244V243H127ZM191 244H193L192 246H191ZM203 244V245H204ZM56 245L59 247L60 245L59 244H57L56 243ZM75 246L76 247V249L78 250V246ZM91 245V244H90ZM114 244H112V245H109V247L110 246H112V247H107L106 245L104 246V245H102L103 247H106V249H107V251H105L104 250V252L106 253H104V252H101L102 254H98L99 253V250L97 251L98 253V255L96 254V252H95V254H93L94 255V257L93 256H89L90 254H89V252H92V250L94 249L95 250V248H92V250L90 251V250H88L87 252H88V254L89 255H87V256H89V257H92V259L91 258H89L90 260H86L87 262H85V261H79V264L81 263V262H85L86 264H104L105 263V261H106V258L104 259V257H103V255H106V257L108 256V252L109 251H111V250H109V249H112L113 247H115V246H113ZM115 245H116V243H115ZM127 246L126 248L124 247V246ZM143 245H145V246H143ZM200 245V244H199ZM203 245H202V247H203ZM208 245H210V243L208 244ZM219 245V244H218ZM217 245V246H218ZM252 245V246H251ZM47 246V248H48V250H46V251H44L43 253L46 255H42V256H38L37 257V255H39V254H36L35 256L37 257V258H39V257H47V259H49L48 257L49 256H51L50 258H52V259H54L53 258V256H56V255H59V253L58 252H56L57 250V246H56V249L55 248H53V247H51V246H49V244H47V245H45V247ZM64 245H62V247H63ZM69 246V245H68ZM134 246L132 247V248H130V249H132L133 251L135 250V249H133L134 248ZM148 246V247H147ZM152 246V245H151ZM195 246V245H194ZM197 246H198V244H197ZM201 246V245H200ZM204 246V248H206ZM217 246H215V244H214V247H217ZM49 247H50V249H49ZM97 248L99 247L98 245L96 246ZM103 247H102V249H103ZM128 247V248H129ZM150 247V248H149ZM189 247V249L191 250V248ZM196 247V246H195ZM194 247V248H195ZM212 247H213V245H212ZM44 248V247H43ZM46 248V249H47ZM52 248V249H51ZM60 248V247H59ZM65 248V247H64ZM82 248H85V250L84 249H81V251L82 250H84L83 251V253H85L86 252V247H82ZM96 248V249H97ZM100 248H101V246H100ZM118 248H121V249H118ZM145 248V249H146ZM193 248V247H192ZM193 248V249H194ZM203 248V249H204ZM219 248V247H218ZM40 250H41V252H42V250H44V249H42V248H39ZM53 249H55V250H53ZM69 249H71V250H73V248L71 247V248H69ZM68 249V250H69ZM90 249V248H89ZM105 249V248H104ZM146 249V250H147ZM179 249H181L180 250V252H178V250ZM201 249V248H200ZM221 249V248H220ZM39 250V251H40ZM63 251H62V253H64V254H72V252L71 251H68L67 249H62ZM74 250H75V248H74ZM73 250V251H74ZM116 249H114V251H115ZM129 250V249H128ZM176 250H177V252H176ZM80 251V252H81ZM101 251H103V250H101ZM112 251H113V249H112ZM111 251V252H112ZM116 251V253L114 254V256H115V258L113 259V257H112V262H111V264H129V260H130V258H132V257H134L135 259L137 258L138 259V257L141 255V254H139V255H135V254H137L135 251L134 252H131V250H129V252H131L132 254H130L129 252L128 253H126L125 251H118L117 252ZM199 251H201V250H199ZM205 251V250H204ZM258 251V252H257ZM70 252V253H69ZM77 252V251H76ZM111 252H110V254L109 255H111ZM140 251H138V253H139ZM164 252H167L168 254H167V256H165L164 255ZM207 252V251H206ZM56 253H58V254H56ZM74 253V252H73ZM94 253V252H93ZM104 253V254H103ZM135 253V254H134ZM148 253H147V255H148ZM175 253H173V255H175ZM203 253V252H202ZM220 253V252H219ZM119 254H121L120 256H117V255H119ZM161 254H163V255H161ZM166 254V253H165ZM204 254H205V252H204ZM207 254V253H206ZM66 255H64L66 258H68V255L66 256ZM92 255V254H91ZM95 255H97L96 257H95ZM103 257V259L105 260V261H103V259H102V257ZM146 255V257L144 256V257H142L143 255H141V257H139V259L137 260V261H139V263L142 261V263H144L145 264V260H146V262L147 261H149L151 258H152V256H151V258L149 259V257L148 256H150V255H152V254H149L148 256ZM154 256L155 258H158L159 259V257L158 256ZM75 256V255H74ZM82 256H83V254H82ZM85 256V255H84ZM100 258H99V257ZM170 256V255H169ZM168 256V257H169ZM176 256V255H175ZM205 256V255H204ZM63 257V256H62ZM98 257V258H97ZM129 257V258H128ZM35 258V257H34ZM59 258V257H58ZM75 258V257H74ZM74 258L72 259L73 261H74ZM77 258V257H76ZM78 258H79V256H78ZM86 258V257H85ZM143 258H145L144 260H143ZM146 258H148L149 260H147ZM31 259V258H30ZM41 259V258H40ZM47 259H45L46 260V262H48V260ZM52 259L50 260V262H49V264H54L53 262H52ZM56 259V258H55ZM69 259V258H68ZM80 259H81V257H80ZM87 259V258H86ZM101 259H102V261L103 262H101ZM142 259V260H141ZM152 259H154V258H152ZM151 259V260H152ZM157 259V260H158ZM228 259V260H229ZM32 260H33V258H32ZM37 260V259H36ZM39 260V259H38ZM44 260V259H43ZM44 260V261H45ZM63 261L65 260V259H62ZM67 260V259H66ZM65 260V261H66ZM82 260H84V258L82 259ZM99 260V261H98ZM155 260V259H154ZM212 260L214 261V259L212 258ZM40 261H42V259L40 260ZM44 261H42V263L44 262ZM57 261L59 262H57L58 264H60V261L57 259ZM64 261V262H65ZM72 261V262H73ZM75 261H76V259H75ZM111 261V260H110ZM160 261V262H161ZM164 261V260H163ZM219 261V260H218ZM61 263V264H66V263ZM217 262V261H216ZM229 264H231V260H229ZM70 263V262H69ZM74 263V262H73ZM83 263H81V264H83ZM84 263V264H85ZM138 263V264H139ZM142 263H140V264H142ZM41 264V263H40ZM44 264H47V263H45L44 262ZM55 264H56V260H55ZM70 264H72V263H70ZM76 264V263H75ZM106 264H107V262H106ZM147 264H148V262H147ZM227 264V263H226ZM257 264H264V261H260V263H257Z\"/></svg>", "mask_w": 264, "mask_h": 264}, {"label": "snow or ice", "instance_id": "obj_3", "mask_svg": "<svg viewBox=\"0 0 264 264\" xmlns=\"http://www.w3.org/2000/svg\"><path fill=\"white\" fill-rule=\"evenodd\" d=\"M174 2L175 0H173ZM184 3L211 8L213 5H218L219 0H184ZM156 4L157 0H100L99 8L105 15H97L96 23L105 31V35L110 34L113 38L129 36L139 31L162 39L158 25L164 24V20L156 11ZM85 6L87 7V5ZM92 7L95 10L96 0H93ZM142 10L145 12L144 15H140ZM203 22V20L200 21V23ZM204 31L211 35L207 28ZM42 39V45L35 51L37 56L48 55L49 48L53 51L58 50L66 44L75 43L78 38L68 33H60L58 27L49 26ZM260 48L264 49V41ZM9 50L10 46H0V53L5 59ZM15 50L25 56L29 55L31 51L22 47L20 41H17ZM229 71L235 75L246 76L254 86L260 85L259 89L254 87V91L259 92L260 107L264 109V59L257 61L256 54H253L250 59L242 56ZM189 111L192 112L191 108ZM262 143H264V128L259 129L258 134L254 130L246 135L240 134L236 138L229 137L222 143L221 151L229 156L235 153L238 157L246 158L254 168L253 162L257 156L264 162V153L257 151L258 146ZM261 175H264V167L261 169ZM129 264H138V261L133 257L130 258Z\"/></svg>", "mask_w": 264, "mask_h": 264}]
</instances>
